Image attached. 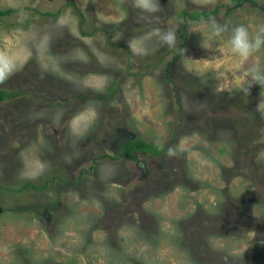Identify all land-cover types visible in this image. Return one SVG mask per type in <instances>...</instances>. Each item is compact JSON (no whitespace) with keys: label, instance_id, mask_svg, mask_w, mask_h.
Masks as SVG:
<instances>
[{"label":"rangeland","instance_id":"rangeland-1","mask_svg":"<svg viewBox=\"0 0 264 264\" xmlns=\"http://www.w3.org/2000/svg\"><path fill=\"white\" fill-rule=\"evenodd\" d=\"M159 3L0 0V264H264V49L210 36L264 0ZM127 138L168 150L112 160Z\"/></svg>","mask_w":264,"mask_h":264},{"label":"clouds","instance_id":"clouds-1","mask_svg":"<svg viewBox=\"0 0 264 264\" xmlns=\"http://www.w3.org/2000/svg\"><path fill=\"white\" fill-rule=\"evenodd\" d=\"M137 6L148 14H156L161 8L159 0H137ZM153 31L162 44L169 48L176 46L177 34L171 28H155ZM226 32L230 33L227 42L231 46L232 52L242 58H247L264 49V27H260L253 36L250 35L247 26L243 24H236L229 28L227 23L221 24L214 20L210 22V36L213 39H222ZM14 70L15 65L9 59L0 57V78L7 76ZM252 81L259 85L264 84V71L255 70L252 74ZM169 153L171 154L170 149Z\"/></svg>","mask_w":264,"mask_h":264},{"label":"trees","instance_id":"trees-1","mask_svg":"<svg viewBox=\"0 0 264 264\" xmlns=\"http://www.w3.org/2000/svg\"><path fill=\"white\" fill-rule=\"evenodd\" d=\"M70 5L75 8L74 2H70ZM76 11H78L76 9ZM220 11V8L217 7L215 9H206V10H184L179 13V17H181L184 20V27H183V34H185V27L189 23V20L191 21H202L204 19H210L215 17ZM16 12L14 9H9L6 11H0V16H8L12 13ZM59 13L53 14V13H46V15L56 17ZM78 15L82 18L84 17L81 11H78ZM111 91H114V86H111L108 94L111 93ZM21 94L13 93L9 94L4 91H0V101H5L7 99H13L17 96H20ZM106 95V94H105ZM103 95V96H105ZM100 97V96H99ZM108 96H105L106 98ZM168 150L167 147H162L158 144L149 143L141 138L137 139H130L127 138L125 142H123V145L120 148V151L118 152L117 157L111 158L112 160H116L119 157L123 158L126 157L128 159H134L137 160L139 158V155H146L148 154L152 158H157L161 155H163ZM31 186V185H28ZM34 188H37L34 186Z\"/></svg>","mask_w":264,"mask_h":264}]
</instances>
